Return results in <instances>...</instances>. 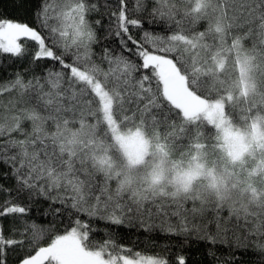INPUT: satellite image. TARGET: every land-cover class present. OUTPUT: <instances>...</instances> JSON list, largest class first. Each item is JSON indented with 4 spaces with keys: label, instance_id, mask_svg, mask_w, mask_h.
Wrapping results in <instances>:
<instances>
[{
    "label": "snow or ice",
    "instance_id": "1",
    "mask_svg": "<svg viewBox=\"0 0 264 264\" xmlns=\"http://www.w3.org/2000/svg\"><path fill=\"white\" fill-rule=\"evenodd\" d=\"M11 3L20 18L0 16V54L29 56L30 64L42 71L33 70L27 80L16 73L0 82V97H10L12 121L7 126L0 124V164L8 169L2 178L14 181V186L7 188L0 183V195L8 193L0 199V264H9L10 256L14 264H116L115 249L109 248L111 234L103 242L92 240V233L99 230L93 220L117 228L139 223L150 231L159 220L168 233L182 235L185 241L194 235L212 245L210 256H215L217 244L236 251L264 250V220L250 223L220 211L198 212L184 203L130 200L113 193L107 185L101 187L98 176L83 165L62 134L67 127L87 122L95 135L114 139L121 147L134 142L143 145L146 141L139 128L135 133H122L129 120H139L145 127L185 132L191 128L186 129L183 121L195 119L202 110L211 118L209 107H223L205 105L188 91L184 95L192 103L176 95L175 83L182 82L188 71L181 68L176 44L197 32L207 39V30L198 29L203 16L208 15L207 10L201 13L203 4H197L194 15L190 5L181 9L182 0H134L132 8L128 0L106 3L112 11L104 39L115 35L116 47L101 42L103 17L95 22L89 19L100 11L99 0ZM242 4L251 5V19L229 21L238 30L248 26L238 31L237 43L240 39L251 41L264 52V0H242ZM145 18L170 34L162 36L144 29ZM132 29L142 35H133ZM216 31H222L219 23ZM166 66L174 69L171 75ZM26 123L32 125L31 133L26 131ZM5 134L7 139H3ZM37 203L53 221L69 215L63 233L54 223L45 230L30 219L32 205ZM85 212L87 221L78 215ZM46 231L50 235L42 244L40 235ZM106 254L111 259H106ZM120 258L123 264H133L124 256ZM227 259H233L231 253ZM136 264L172 262L147 259ZM176 264H186L182 253Z\"/></svg>",
    "mask_w": 264,
    "mask_h": 264
},
{
    "label": "trees",
    "instance_id": "2",
    "mask_svg": "<svg viewBox=\"0 0 264 264\" xmlns=\"http://www.w3.org/2000/svg\"><path fill=\"white\" fill-rule=\"evenodd\" d=\"M99 3L100 11L93 13L89 19L95 22L103 17L104 27L99 30L101 42L118 47L115 35L104 39L108 34L109 15L112 11L105 4L115 5L117 0H99ZM133 3L134 0H128V7L132 8ZM197 4L204 5L201 13L205 10L208 12L198 25L199 30H207V39L201 38L197 32L194 37H185L184 41L177 43L175 49L181 60V68L188 69L185 76L188 89L205 100L226 98L223 110L232 124L242 128L259 120L264 133V52L254 47L251 41L240 39L237 43L238 31H244L248 26L238 30L229 24L236 17L251 19L248 15L251 5L245 6L242 0H220L219 5L217 0H182L181 9L190 5L189 10L195 15ZM0 16L20 18L11 0H0ZM218 23L222 27L220 32L216 31ZM143 28L162 36L170 34L162 26L150 24L146 18L143 20ZM132 32L133 35H142L138 29H132ZM240 59L251 67L252 83L250 89L242 94H238L236 85L237 64ZM33 70L36 73L42 71L30 64L29 56L17 58L10 54H0V82L14 78L16 73L23 74L25 80L30 79ZM9 99L8 95L0 97V124L5 126L12 122ZM88 119L95 123L91 116ZM183 125L186 129L191 128V131L176 132L169 127H145L140 125L139 120H129L121 131L141 128L150 142L152 153H161L162 168L168 174L171 173L169 167L180 169L195 161L201 163L207 170L206 175L195 179L187 190L173 186L168 180L157 188H147V177L131 174L133 169L126 163L117 142L95 135L87 122L67 127L62 130V134L83 165L98 176L97 183L101 187L107 185L113 193L126 195L130 200L136 201L149 199L184 203L196 208L198 212L220 211L225 216H238L242 221L250 223L264 220V146L257 150L256 156L249 155L251 150L241 162L230 161L222 150L213 124L196 117L183 121ZM24 127L29 133L32 132L30 123H26ZM3 139H7V134ZM6 171L7 167L0 164V183L7 188L14 186V181L2 178ZM7 195V192L3 193L0 199ZM44 207H47V203ZM78 215L85 221L89 219L86 212ZM30 219L45 230L54 223L59 232L63 233L70 217L64 214L53 221V217L43 214L41 205L37 203L32 205ZM175 220L173 218L172 222ZM92 223L99 229L92 233L94 242L109 240V233L111 234L109 248L115 249L112 255L151 256L176 264L178 254L182 253L186 257V264H264V250L236 251L224 244L215 245V256H210L208 249L212 245L197 240L194 235L185 241L182 235L168 233L159 226V220L156 222L158 226L151 231L139 223L119 228L105 224L102 220H93ZM7 227L9 224L5 221V228ZM163 228L166 229L167 225ZM49 235L50 232L47 231L41 233L42 244ZM230 253L233 257L231 261L227 259ZM9 264H14V257H9Z\"/></svg>",
    "mask_w": 264,
    "mask_h": 264
},
{
    "label": "rangeland",
    "instance_id": "3",
    "mask_svg": "<svg viewBox=\"0 0 264 264\" xmlns=\"http://www.w3.org/2000/svg\"><path fill=\"white\" fill-rule=\"evenodd\" d=\"M166 69L169 75L174 72V69L172 67L166 66ZM237 71V92L238 94H242L247 92L250 89V85H252L251 67L249 65H246V62L240 59L238 60ZM175 87L177 99H182L188 103H192V101H189L188 98L184 95L185 91H188L196 100H202L203 103L208 106L217 104L224 106V101L226 100V98H220L210 101L200 98L188 89L185 83V78L182 82L176 81ZM207 112L211 115V118L205 115L204 110H202L196 117L205 119L207 122L213 124L216 127L222 150L230 161L241 162L246 153L251 150L252 151L249 155L256 156L257 150L260 149L262 145L264 146V133L261 126L262 123L259 122V120L252 121L248 126H244L241 128L240 126L232 124L228 120L224 113L223 107H220L218 109L209 107L207 109ZM137 128L122 131V133H135L137 131ZM139 129L142 132L143 140L146 141V144L142 145L139 142H134L128 144L126 147H121L117 143L122 152V155L125 158L126 163L133 169V173L131 174H135L136 176L142 174L143 176L148 177L150 173L160 172L166 174L167 180L171 181L174 175H176L177 173H181L183 186L179 184H171L182 190H187L195 179L202 177L207 172V170L201 163L195 161L194 163L185 165L180 169L176 167H169V171L171 173L168 174L167 171L162 168L163 161L161 153H152L148 138L145 136L143 130L141 128ZM120 256L122 255H113V257L116 259V264H123ZM124 257L133 261V264H136L137 261L146 262L147 259H159L151 256ZM105 258L111 259V257L107 256V254L105 255Z\"/></svg>",
    "mask_w": 264,
    "mask_h": 264
},
{
    "label": "clouds",
    "instance_id": "4",
    "mask_svg": "<svg viewBox=\"0 0 264 264\" xmlns=\"http://www.w3.org/2000/svg\"><path fill=\"white\" fill-rule=\"evenodd\" d=\"M181 177H182V174L177 173L176 175H174L172 177V180L169 181V183L179 184V185L183 186V180ZM166 180H167L166 174H163L160 172L150 173L146 179V186H147V188H149L151 190L153 188L159 187V185L164 183Z\"/></svg>",
    "mask_w": 264,
    "mask_h": 264
},
{
    "label": "bare ground",
    "instance_id": "5",
    "mask_svg": "<svg viewBox=\"0 0 264 264\" xmlns=\"http://www.w3.org/2000/svg\"><path fill=\"white\" fill-rule=\"evenodd\" d=\"M131 130V129H130Z\"/></svg>",
    "mask_w": 264,
    "mask_h": 264
}]
</instances>
